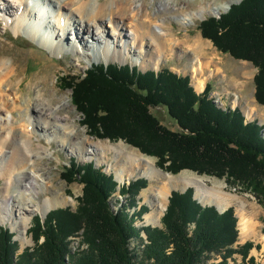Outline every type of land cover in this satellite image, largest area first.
Returning <instances> with one entry per match:
<instances>
[{"label":"trees","instance_id":"trees-1","mask_svg":"<svg viewBox=\"0 0 264 264\" xmlns=\"http://www.w3.org/2000/svg\"><path fill=\"white\" fill-rule=\"evenodd\" d=\"M200 31L223 53L253 63L255 98L264 106V0L232 4L219 18L203 20ZM63 79L90 134L124 140L156 157L157 166L172 174L189 169L226 178L264 205V124L248 121L239 107H219L210 97L212 84L198 93L189 75L116 62L92 64L82 75ZM159 107L178 129L153 112ZM66 168L68 183L83 184L78 206L52 209L44 219L35 215L30 229L34 245L22 252L14 232L1 226L0 264H231L236 254L244 264H259L251 250H261V243L237 244L234 206L220 212L214 205H202L193 187L172 190L163 226H137L135 221L150 211L148 205L139 207L137 198L148 186L147 178L119 184L93 161L73 159ZM116 192L126 202L115 211L111 198ZM81 230V244L87 246L72 252L69 237ZM137 238L144 244L141 249L131 245Z\"/></svg>","mask_w":264,"mask_h":264},{"label":"bare ground","instance_id":"bare-ground-1","mask_svg":"<svg viewBox=\"0 0 264 264\" xmlns=\"http://www.w3.org/2000/svg\"><path fill=\"white\" fill-rule=\"evenodd\" d=\"M198 1L194 6L184 2L175 7L171 6L169 0H160L155 12L152 13L148 10L147 0H44V4L53 3L56 24L46 19V23L44 20L45 24L40 27L38 23L42 19L43 11L36 5L31 9L28 0H0L4 5L3 10H0L3 13L0 17L1 15L4 17L5 27L12 24L24 27L31 39L45 38L44 32L50 29L52 33H49V38L46 39L55 44L56 48L51 46L49 48L59 56L67 48V51L72 50L76 55L79 54L80 58L99 56L101 53L120 59L131 55L133 57L144 55L156 62L158 54L163 53L167 56L179 47L181 56H187L185 66L192 73L195 87L202 90L205 79L199 76L206 70H210L211 74L219 73L222 68L218 61L215 62V55H212L213 59L204 57L208 48L205 40L204 42L199 36L186 34L177 36L170 28V19L188 26L200 19L203 20L209 14L221 13L235 0ZM18 15L28 21L23 23L17 18ZM107 24L111 28H107ZM93 28L100 29L101 35L95 33ZM67 37L72 39L71 43L67 41ZM88 37L92 38L93 44L87 43ZM21 71L22 68L15 67V59L9 61L0 57V178L3 180L0 194V224L11 222L27 233L33 213L41 209L46 212L66 203L67 198L64 194H58L54 188L51 192L48 191L47 182L43 181L40 178L42 174L37 172L39 160L43 159L47 152L44 147L47 145H42V138L47 139L50 146L52 142H58L59 146L70 147L83 155L84 153L93 155L98 150L105 160H110L109 154L114 153L113 158L116 161L114 167L117 169L119 180L124 178L125 172H129L131 176L137 173L144 175L151 181L160 178L162 184L157 187V191L165 196V201H168L171 188L182 184L184 187L192 185L202 203H211L221 210L232 203V198H236L241 206L243 205L244 202L239 196H229L219 189H214L201 178L176 180L175 177L158 169L151 159L137 157L107 140L93 141L86 130L85 135H80L76 124L79 118L74 119L70 110L66 108L69 106L70 94L67 92L57 96L50 89L45 90L48 79L45 74L41 79L43 82L37 85L40 89L33 105L27 102L24 108L22 118L26 124L22 123L17 127L14 112L19 108L21 101L13 81L18 79ZM21 85L20 83L19 86ZM245 112L248 117L255 115V109L245 108ZM165 176H169L170 179L165 181ZM149 189L152 190L153 186L150 185ZM42 192L46 194V198L43 196L45 199L40 195ZM40 196L41 199H38ZM43 199L44 203L41 202ZM150 206L151 210L145 215V221L157 225L160 223L165 205L152 200ZM238 216L241 237L248 238L255 234L247 212L241 208ZM22 243L24 245L25 241Z\"/></svg>","mask_w":264,"mask_h":264},{"label":"rangeland","instance_id":"rangeland-1","mask_svg":"<svg viewBox=\"0 0 264 264\" xmlns=\"http://www.w3.org/2000/svg\"><path fill=\"white\" fill-rule=\"evenodd\" d=\"M159 1L160 0H147L148 10H150L152 13L155 12L156 5ZM191 1L192 0H190L189 2L188 0H169L171 6H175V7L182 5L184 2H188L189 6H194L196 3L199 2L198 0H195L194 2ZM206 1L225 2L227 0H206ZM240 1L242 0H235L233 3L228 4L227 9L222 11L221 13L213 14V15L209 14L205 18L209 16L221 15L222 13L226 12L232 4L238 3ZM43 4H44V0H28L29 8L33 9L34 5H36L38 9H41V11H43L41 15L42 19L38 23V25L42 24L43 26L46 23V19L51 20L53 24H56V16H55L53 3H46L44 5ZM3 6L4 5L0 2L1 11L3 10ZM0 14L3 15V13L1 12ZM169 14L170 13H166V15ZM2 15L0 17L1 18L0 57L9 61L15 59V67L22 68V71L21 73H19L18 79L16 80L17 82L15 80L13 81L14 86L18 90V94L20 95V101H21L19 108L16 109L14 112L17 127L19 124L22 123H24V125L26 124L22 118V114L24 113V108H26L27 102L31 103V106L33 105L35 96L37 95V91L40 89V87L37 85L43 82L41 80L44 77L43 74H45L48 77L45 85V90L50 89L53 92V94H56L57 96H61L67 92L70 94V97L68 99L69 106L68 107L65 106V107L70 110V114L74 117V119L79 118L76 123L77 128L79 130L78 131L79 134L85 135L86 134L85 130H86L87 135L92 137L93 141H99V140L110 141V140L98 138L90 134L89 131L90 129L87 128V126L84 125L83 123V117L81 116L80 111L71 101V96H72L71 89L63 87L64 86L63 78L65 76L69 74L75 77L80 76L83 73H85V71L90 66H92V64H96V63L104 62L106 64H109L111 62H116L122 65L129 63L132 66L137 65L142 71H146L149 69L160 70L162 68H169L180 75H184V76L189 75L191 77V83L195 87L191 75L192 73L188 68L186 69L185 66L187 62V56H181L179 47H177L176 51L170 55L165 56L163 53L158 54L159 56L156 62L154 59H150L149 57H145L144 55H139L134 57L131 55L130 57H127L125 59H120V58H114L113 56H107L101 53L99 56L92 55L91 57L80 58L79 54L76 55L74 52H72V50L67 51V48L59 56L54 52V50L49 48V46L56 48L55 44H51L50 41L46 39L49 38V33H51L50 29H47L44 32V37L46 36L45 38L31 39L27 36L26 29L24 27L14 26V24L5 27L6 26L5 20L4 17H2ZM157 16L160 17L159 15ZM17 18H19L23 23H26L28 21L19 15ZM201 22L202 19L196 21L197 24L194 23V24H189L188 26H183L180 25L175 19H170V28H172V30L177 34V36H182L186 34L193 37L199 36V38H201L203 41L205 40L206 41L205 44H207L208 48H206L207 52L205 53L206 56L204 57L205 58L209 57L213 59L212 55H215L214 58L216 59L215 62L218 61L219 66L222 68L221 69L222 71L219 73L211 74L210 70H206L204 74H201L199 77L201 79H205L204 87L202 88V90H198L195 87V90L198 93H201L204 91L206 85L210 83L213 86V90L210 93V96L214 100H216V102L219 105H222V103L220 102H223L224 107L227 108L239 107L245 113L247 120L250 121L258 120L259 123L261 122L262 124H264V106L259 104L255 98L256 88H255L254 77L257 73V68L250 61L236 59L228 53H223L214 45V43L210 39L204 38L200 31ZM107 28H111V27H109L108 25ZM93 29L95 33L97 32L99 35H101V33L99 32L100 29H96V28ZM71 40L72 39L70 37L69 38L67 37V41L69 43H71ZM87 43L93 44L92 38L88 37ZM20 83L22 84L21 86H19ZM236 99L238 100V102L235 103ZM245 108L255 109V115L252 117H248L245 112ZM152 110L155 114H157L160 117V119L165 125L175 130L179 128L178 125L174 123V121L170 118V116L168 115V113L164 108L159 107V108H153ZM36 142L38 143L37 140ZM41 142L43 143L42 145H47L44 146L46 147L47 152L44 155V158L39 160L40 165L37 169V172L42 174L40 178L43 181L47 182L49 187L48 189L49 192H51L52 188H54V191H56L58 194H64L67 198L66 203L64 205L55 208L69 206L75 209L78 206L77 197H79L83 193V184L76 181L73 183H68L66 179L63 177V173L64 172L67 173L66 167L69 166L70 162L73 159H75L78 163L81 164L93 161L97 167L102 168L105 172L114 174V176L121 184L128 183L130 180L141 176L147 178L149 181L148 186L146 188H143L140 194L137 196V198L139 199L138 201L139 207L140 205L145 204L148 205L151 210L150 205L152 203V200H155V203L160 205L164 204L165 208H167L170 195L168 197V201H165L164 198L165 196L157 191V187L161 186L162 184L161 179L155 178L153 181H151L148 177L144 175H140L137 173L136 175L131 176L129 172H125L124 178L122 180H119V178L117 177L118 176L117 169L114 167V164L116 163L115 159L113 158L114 153L109 154V157L111 158L110 160H105L102 153H100V151L98 150H96L95 154L93 155L92 154L87 155L85 153L83 155V153L75 152L70 147L59 146L58 142H52L51 146L49 145V142H47V139L42 138ZM112 143L118 144L119 146L123 147V149L126 152L135 154V156L137 157L151 159L158 169H160L162 172L166 174L175 177L176 180L180 178L186 180L201 178L202 180L206 181V183L210 187H213L214 189H219L223 191L225 194H228L229 196L232 195L239 196V199L243 200L244 202L242 206L240 201L236 200V198L231 197L233 199L232 203L229 204V206L227 207L234 206L237 216L239 209L242 208V210L246 211L252 220L253 228L255 229V234L249 236L248 238H242L241 229L238 221L240 236L237 244H243L248 240H253L255 243H261L262 249L258 250L257 248H253L251 250V255H254L256 257L257 263L264 264V230H263L264 205L259 203L256 197L252 193L248 191H242L240 186L229 184L226 178H219L217 176H212L207 174H198L197 172L189 169L182 170L177 174H172L157 166L156 157L142 153L138 148L126 143L124 140H119ZM168 179H170V177L165 176L164 180L166 181ZM150 185L153 186L154 190L149 189ZM2 186H3V180L0 178V194L2 193ZM188 187H193V186L191 185ZM188 187L187 186L184 187L182 186V184L179 185V187L178 186L172 187L170 190V194L174 189L184 190L185 188ZM40 195L42 196V198L46 196L45 192H42ZM41 196L38 199H41ZM61 196L64 197L63 195ZM44 199L41 200L42 203H44ZM125 202L126 199L122 195H120L119 192H116L111 198V206L115 211L121 206L122 203ZM206 204H211V203H206ZM55 208H51L46 212H44V210L41 209L33 213L32 221L30 223V227L27 233L24 232V230L13 225L11 222L1 223L0 227L7 226L14 232L15 234L14 238L18 241L19 244L18 252H22L25 247L34 245V240L30 232L31 227L34 224L33 221L34 216L40 215L44 219L45 216L52 209ZM134 209L135 208L133 207L130 209V211H134ZM165 211L166 210L164 209L163 213L161 214V218L165 213ZM147 213H145V215ZM145 215L141 219L139 218L135 221V224L137 226H142V225L163 226L161 222V218H160V223H158L157 225L146 223ZM82 231L83 230L69 237L70 248L72 252L76 251V248L80 244L79 241L83 239L81 236ZM141 235H143V237L145 238L144 242H147L146 233L141 232ZM23 241H25L24 245L22 243ZM131 245L132 247L138 245L140 249L144 246V244H142L138 238L133 239L131 241ZM85 246H87L86 243L82 245V247ZM66 258L68 261L69 257ZM235 258H236L235 261L233 260L230 261L231 264H244L242 256L240 254H236Z\"/></svg>","mask_w":264,"mask_h":264},{"label":"water","instance_id":"water-1","mask_svg":"<svg viewBox=\"0 0 264 264\" xmlns=\"http://www.w3.org/2000/svg\"><path fill=\"white\" fill-rule=\"evenodd\" d=\"M260 124H261V122H260ZM263 131H264V129H263ZM96 166V165H95ZM141 177H143V176H141ZM115 179L117 180V178L115 177ZM135 179H137V178H135ZM130 182V181H129ZM128 182V183H129ZM120 187V186H119ZM187 188H185L184 190H181V191H185ZM171 195V194H170ZM194 197L196 198V199H198L197 197H196V193L194 192ZM198 201L202 204V205H206V204H203L199 199H198ZM209 205H213V204H209ZM216 206V205H215ZM216 208L220 211V212H223V211H225L228 207H226V208H224V209H219L217 206H216ZM167 208H165V210H166Z\"/></svg>","mask_w":264,"mask_h":264},{"label":"built area","instance_id":"built-area-1","mask_svg":"<svg viewBox=\"0 0 264 264\" xmlns=\"http://www.w3.org/2000/svg\"><path fill=\"white\" fill-rule=\"evenodd\" d=\"M215 101H216V100H215ZM220 103H222V102H220ZM218 105H219V104H218ZM79 243L81 244V240L79 241ZM79 243H78V244H79ZM80 244L78 245V247L80 246ZM67 257H68V256H67Z\"/></svg>","mask_w":264,"mask_h":264}]
</instances>
